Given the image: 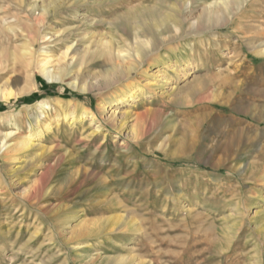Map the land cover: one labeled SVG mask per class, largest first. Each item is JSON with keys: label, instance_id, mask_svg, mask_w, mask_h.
I'll return each mask as SVG.
<instances>
[{"label": "rangeland", "instance_id": "rangeland-1", "mask_svg": "<svg viewBox=\"0 0 264 264\" xmlns=\"http://www.w3.org/2000/svg\"><path fill=\"white\" fill-rule=\"evenodd\" d=\"M242 2L0 0V88L17 94L0 98V140L37 135L0 151V264H264V180L245 171L264 166L248 115L264 109V0ZM127 85L120 127L101 107ZM84 222L112 232L78 236Z\"/></svg>", "mask_w": 264, "mask_h": 264}, {"label": "bare ground", "instance_id": "bare-ground-1", "mask_svg": "<svg viewBox=\"0 0 264 264\" xmlns=\"http://www.w3.org/2000/svg\"><path fill=\"white\" fill-rule=\"evenodd\" d=\"M242 0H238V4H239V6L237 7V9H239V8H241V6H242ZM69 49V48H68ZM67 49V50H68ZM167 49L168 50H170V51H172L173 52V54H176V55H178L179 53H181L182 51H181V49L177 46V47H172V46H167ZM185 50V49H184ZM23 51H24V53H23V55H21L22 57L23 56H28V54H30V53H32V51H31V48H30V46H24L23 47ZM176 51H179V52H176ZM119 52H120V57L122 58V60H123V62H125L126 63V61L128 60V57L126 56V55H124L123 54V51L122 50H119ZM68 54V53H67ZM182 55V58H184L185 56H184V54L183 53H181ZM145 51L141 48V47H139V48H137L136 49V57H133V58H135V59H131V61H130V64H132V68H130L129 70H130V72H128L129 74L130 73H132V71L133 70H135L136 68H138L137 67V65H136V62H138L139 61V64L140 63H143L144 61H146V60H144L145 59ZM65 56V55H64ZM21 57V58H22ZM187 57V56H186ZM14 58V57H13ZM13 58H10V59H13ZM20 58V59H21ZM4 59V60H3ZM17 58H15V60H16ZM23 59V58H22ZM24 60V59H23ZM169 60H171L170 58H168L166 61H165V63H167ZM177 60V59H176ZM184 60V59H183ZM187 60V59H186ZM9 58L7 57L6 59H5V57L3 58H1V61H0V80H2L3 78H4V76L5 75H7V74H9V72L11 71V70H14V66L13 67H11L10 68V64H9ZM17 61V60H16ZM20 61H22V60H20ZM179 61V60H178ZM185 61V60H184ZM3 62H5V63H3ZM42 65H43V72H44V75H45V77L47 78V80L49 81V82H52V81H56L57 79H59V76L58 75H56V74H54V71L51 69L52 68V66H53V62H54V60L51 58V57H49V56H45L43 59H42ZM127 62H129V61H127ZM147 62H149V64H151V63H156V62H159V60H158V58H157V56L155 57V56H151V59H149V60H147ZM10 63H11V61H10ZM14 63V62H13ZM126 65V64H125ZM21 67V66H20ZM173 67V66H172ZM184 68V67H183ZM16 69V68H15ZM172 69H174V68H172ZM132 70V71H131ZM175 70V69H174ZM146 73H148L147 71H146ZM150 74V73H149ZM152 77H155V78H159V77H161V74H160V72H157L156 74H154V76H152ZM9 79H11L10 77H9ZM201 83V82H200ZM145 84H150L151 85V82L149 81V82H146ZM144 84V85H145ZM147 85V86H148ZM157 85V84H156ZM200 86V85H199ZM159 87V86H158ZM157 87V88H158ZM155 88V87H154ZM26 90H23L22 92H25ZM161 91V90H160ZM122 92V91H121ZM136 94V89H135V87L133 86V87H129L128 85L126 86V90H124V92H122V94L121 95H119V97H118V99H117V102L115 103V104H112V103H110V104H104V105H102V107H101V112H102V115L104 114V116H105V119L104 120H106L107 122H110V123H112V124H114V125H120V127H124L126 124V122L125 121H123L122 120V118L120 117V115L118 114L120 111H119V109H118V107H116L119 103H121V102H123V101H125V99H129V98H132V99H134L135 98V95ZM231 94V93H230ZM17 94L15 93V92H13L12 90H10L9 88H3V87H1L0 88V98H4V99H8V98H11V97H13V96H16ZM42 105L44 106H46V104H43L42 103ZM47 107V106H46ZM48 109H49V107H48ZM69 115H71V116H73V117H76V115H77V111L75 110V109H72V110H70L69 111V113H68ZM67 114V115H68ZM66 115V116H67ZM92 116H91V119L92 120H96L97 118H96V116H95V114H91ZM248 115H251V120L253 121V122H256V123H259V124H263L264 123V109L262 108V107H259L258 108V106H257V108H256V111L254 112V113H250V114H248ZM124 119H126V118H124ZM16 120H15V118H11V120H10V125L12 124H16L17 122H15ZM125 122V123H124ZM48 123V122H47ZM102 123H101V121H100V123L97 125V127H96V130L98 131L101 127H102ZM46 126H48L47 124H46ZM231 127V126H230ZM16 131V130H15ZM99 132V131H98ZM15 133V132H14ZM9 137H13V132H8V133H5V135H4V137H3V139L2 140H0V151H7V153L9 152H13V151H24V150H29L32 146H33V143H32V140L34 139V138H36L37 137V135L36 134H33V133H27V134H23V135H20V136H17L16 138L14 137L13 138V140H15V141H12V140H9ZM133 138V137H132ZM118 139V138H117ZM11 141V143H9ZM128 148V147H127ZM181 148V147H180ZM183 149H185V148H183ZM262 150H264L263 148H262ZM124 151H125V149H124ZM181 151H182V148H181ZM182 154V153H181ZM218 159H220V158H218ZM63 161V160H62ZM76 161V160H75ZM220 166V165H219ZM252 165H249V166H247V168H246V174H247V176L249 175V177L251 178H253V177H257V178H259V179H262V180H264V166L263 167H261V168H258V167H251ZM240 167V166H239ZM53 171H54V168L53 167H51L44 175H42L41 176V182H42V184L44 185L45 183H47V181L51 178V176H52V174H53ZM76 174H77V176L78 175H81L82 176V179H80L79 180V182H82V181H84L83 180V174L84 173H82V169L81 168H78L77 170H76V172H75ZM75 173L73 172V173H71L68 177H67V179L65 180V182H63V184L61 185V187H60V195H64V194H67L68 192H70V186H71V184L74 182V181H76V178H78V177H76L75 176ZM68 174V173H67ZM88 175V174H87ZM66 178V177H65ZM85 178H86V176H85ZM84 178V179H85ZM98 178V177H97ZM102 178V177H101ZM89 179H91L92 181L94 180V177H90ZM64 180V179H63ZM99 182L101 183H103V182H105L104 181V179H102V180H99ZM82 184H83V182H82ZM82 184H80V185H82ZM102 186V185H101ZM75 191V190H74ZM73 191V192H74ZM41 191L38 189V190H34L32 193H30L29 194V196H31V197H35V198H39V193H40ZM73 197V196H72ZM113 197V196H112ZM118 203H120V202H118ZM120 205H121V203H120ZM119 205V206H120ZM134 227H136V226H134ZM135 229V228H134ZM1 230V229H0ZM112 230V229H111ZM107 231H110V229H108V228H106L105 227V225H101V226H97V228L96 227H94L93 229H92V227H91V223H89V222H87V223H83L82 224V227H81V229H80V235H78V236H82V237H86L87 235H90V236H92V237H98L99 235H102L103 233H105V232H107ZM110 232H112V231H110ZM109 232V233H110ZM2 233V230L0 231V234ZM21 235V233L20 232H18V234H17V237L15 238V241H17L18 240V237ZM105 235V234H104ZM11 238H9L8 240H10ZM85 239V238H84ZM84 239H82V241L84 240ZM74 240H76V239H74ZM77 240H79V241H73V242H81V238H77ZM101 240V239H100ZM131 247V246H130ZM100 257V256H99ZM126 258L125 257H118L117 258V260H116V263H114V264H122L123 262H124V260H125ZM93 262V261H92ZM131 262V261H130ZM113 264V263H112ZM127 264V263H126ZM131 264V263H130Z\"/></svg>", "mask_w": 264, "mask_h": 264}]
</instances>
